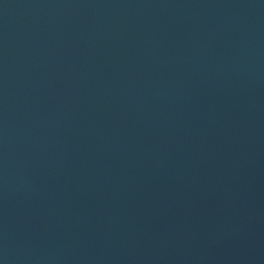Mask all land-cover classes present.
I'll use <instances>...</instances> for the list:
<instances>
[{
    "label": "water",
    "instance_id": "water-1",
    "mask_svg": "<svg viewBox=\"0 0 264 264\" xmlns=\"http://www.w3.org/2000/svg\"><path fill=\"white\" fill-rule=\"evenodd\" d=\"M0 264H264V0H0Z\"/></svg>",
    "mask_w": 264,
    "mask_h": 264
}]
</instances>
